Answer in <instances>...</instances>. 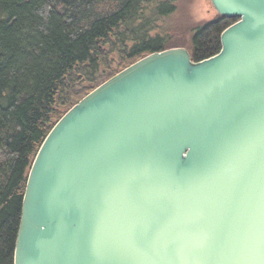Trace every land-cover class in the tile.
I'll use <instances>...</instances> for the list:
<instances>
[{"label": "water", "instance_id": "obj_1", "mask_svg": "<svg viewBox=\"0 0 264 264\" xmlns=\"http://www.w3.org/2000/svg\"><path fill=\"white\" fill-rule=\"evenodd\" d=\"M210 3L218 53H148L54 123L13 264H264V0Z\"/></svg>", "mask_w": 264, "mask_h": 264}, {"label": "trees", "instance_id": "obj_2", "mask_svg": "<svg viewBox=\"0 0 264 264\" xmlns=\"http://www.w3.org/2000/svg\"><path fill=\"white\" fill-rule=\"evenodd\" d=\"M177 0H0V264H13L30 165L54 123L144 55L183 46L193 61L221 48L235 19L216 13L177 44L162 22Z\"/></svg>", "mask_w": 264, "mask_h": 264}, {"label": "rangeland", "instance_id": "obj_3", "mask_svg": "<svg viewBox=\"0 0 264 264\" xmlns=\"http://www.w3.org/2000/svg\"><path fill=\"white\" fill-rule=\"evenodd\" d=\"M216 11L210 0H177L175 12L162 22L163 30H169L177 44L186 45L192 30L200 24L214 19Z\"/></svg>", "mask_w": 264, "mask_h": 264}]
</instances>
